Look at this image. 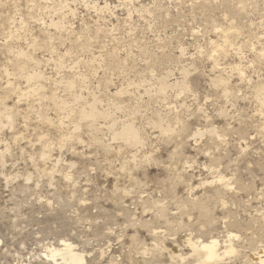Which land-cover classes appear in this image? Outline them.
Here are the masks:
<instances>
[{
  "label": "rangeland",
  "instance_id": "374dc122",
  "mask_svg": "<svg viewBox=\"0 0 264 264\" xmlns=\"http://www.w3.org/2000/svg\"><path fill=\"white\" fill-rule=\"evenodd\" d=\"M64 241L264 264V0H0V264Z\"/></svg>",
  "mask_w": 264,
  "mask_h": 264
},
{
  "label": "bare ground",
  "instance_id": "6f19581e",
  "mask_svg": "<svg viewBox=\"0 0 264 264\" xmlns=\"http://www.w3.org/2000/svg\"><path fill=\"white\" fill-rule=\"evenodd\" d=\"M94 115H95L94 111L92 110V112L89 113V116H94ZM116 137L122 138L132 143L140 142L138 133L134 131L131 126H126L123 128V130L116 132ZM185 242L188 243V245L192 247L194 254L198 258H204V261H203L204 263H210L213 261L222 260L225 256L234 254L236 252L232 244L226 245L225 249L221 251V247H220L221 244L217 238H212L209 241H201V242H198V241L192 242L190 239ZM62 243H64L63 248L62 247L55 248V247H52V245L50 247L48 246L49 247V249H47L49 252L48 257L52 259V261H54L55 264H84L86 260L85 255L84 253L76 250L74 246L75 244L73 245L71 242L67 243L65 241ZM171 254H172L171 256H176L178 255V252L177 250L171 251ZM262 256L264 257L263 249L260 250L258 254L253 253L251 257L254 258V261L255 259H258L263 263L264 259H262L263 258Z\"/></svg>",
  "mask_w": 264,
  "mask_h": 264
}]
</instances>
